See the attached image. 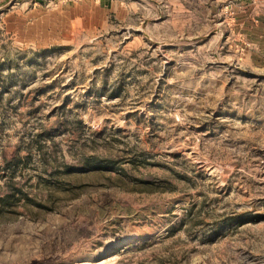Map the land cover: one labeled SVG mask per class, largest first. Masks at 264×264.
Returning a JSON list of instances; mask_svg holds the SVG:
<instances>
[{
    "label": "rangeland",
    "instance_id": "374dc122",
    "mask_svg": "<svg viewBox=\"0 0 264 264\" xmlns=\"http://www.w3.org/2000/svg\"><path fill=\"white\" fill-rule=\"evenodd\" d=\"M0 264H264V0H0Z\"/></svg>",
    "mask_w": 264,
    "mask_h": 264
}]
</instances>
